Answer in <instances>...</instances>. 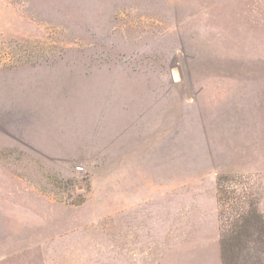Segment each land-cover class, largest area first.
Instances as JSON below:
<instances>
[{"label":"rangeland","instance_id":"1","mask_svg":"<svg viewBox=\"0 0 264 264\" xmlns=\"http://www.w3.org/2000/svg\"><path fill=\"white\" fill-rule=\"evenodd\" d=\"M24 64L61 95L48 157L0 137V264H264V0H0Z\"/></svg>","mask_w":264,"mask_h":264},{"label":"crops","instance_id":"2","mask_svg":"<svg viewBox=\"0 0 264 264\" xmlns=\"http://www.w3.org/2000/svg\"><path fill=\"white\" fill-rule=\"evenodd\" d=\"M47 68L45 64L42 66L24 64L8 70L0 69V137L3 141H6L4 140L6 138L22 149L44 153L42 154L44 158L48 157V129L55 123H49L50 118H47V123L43 122L46 119L44 111L49 108L48 102L41 100L37 106L32 107V98L30 99L29 95L31 89L35 87L39 88L40 94L42 89L48 92V87H53V95H61L55 84H48ZM12 70L17 77H14ZM62 84L74 86L73 83Z\"/></svg>","mask_w":264,"mask_h":264},{"label":"built area","instance_id":"3","mask_svg":"<svg viewBox=\"0 0 264 264\" xmlns=\"http://www.w3.org/2000/svg\"><path fill=\"white\" fill-rule=\"evenodd\" d=\"M78 171H81V168H77Z\"/></svg>","mask_w":264,"mask_h":264}]
</instances>
